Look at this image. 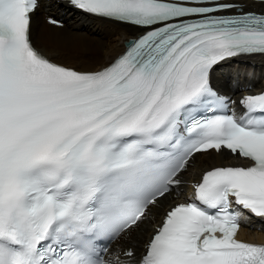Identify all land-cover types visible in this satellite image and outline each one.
Wrapping results in <instances>:
<instances>
[{"label":"snow or ice","instance_id":"snow-or-ice-1","mask_svg":"<svg viewBox=\"0 0 264 264\" xmlns=\"http://www.w3.org/2000/svg\"><path fill=\"white\" fill-rule=\"evenodd\" d=\"M39 7L0 0V264H264L238 238L264 230V88L213 86L224 62L264 57V0H65L138 33L92 68L35 46ZM200 158L242 163L188 192Z\"/></svg>","mask_w":264,"mask_h":264},{"label":"bare ground","instance_id":"bare-ground-1","mask_svg":"<svg viewBox=\"0 0 264 264\" xmlns=\"http://www.w3.org/2000/svg\"><path fill=\"white\" fill-rule=\"evenodd\" d=\"M63 1L40 0V7L33 15L32 39L46 55L58 59L59 62L78 68L99 67L123 50V41L138 35L132 29L117 25L108 20L87 17L67 7H59ZM61 21L63 27H55L48 23L49 17ZM264 84V57H238L226 61L213 73V86L232 100L248 89H260ZM211 163L234 164L238 160H221L217 158L207 163L200 158L193 162L187 173V191L190 192L192 179ZM251 226L262 229L260 223ZM143 227V226H142ZM151 227V226H149ZM238 237L245 240L264 241L260 231L240 228ZM147 235L137 231L126 238L127 243L137 244ZM125 245V241L113 242L112 247Z\"/></svg>","mask_w":264,"mask_h":264}]
</instances>
